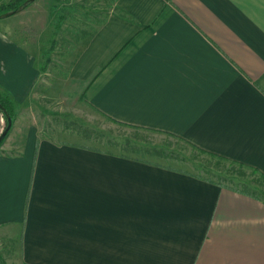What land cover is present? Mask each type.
<instances>
[{
	"label": "crops",
	"instance_id": "0c3cea01",
	"mask_svg": "<svg viewBox=\"0 0 264 264\" xmlns=\"http://www.w3.org/2000/svg\"><path fill=\"white\" fill-rule=\"evenodd\" d=\"M109 2L50 68L55 79L11 57L18 48L0 33L3 86L45 78L61 95L75 83L78 101L114 121L264 175V0ZM9 97L20 106L0 146V230L21 263L264 264V196L162 160L43 136L23 97ZM2 123L0 112V131Z\"/></svg>",
	"mask_w": 264,
	"mask_h": 264
},
{
	"label": "rangeland",
	"instance_id": "374dc122",
	"mask_svg": "<svg viewBox=\"0 0 264 264\" xmlns=\"http://www.w3.org/2000/svg\"><path fill=\"white\" fill-rule=\"evenodd\" d=\"M8 1L1 0L0 5L5 2L6 6ZM107 2L110 7L109 0H33L21 11L0 18V33L18 48L11 57L16 61L23 57L35 69L38 63L47 68L45 78L55 79L59 76L50 68L60 64L67 46L96 24L103 11L108 10L105 9ZM45 78L40 79L37 87L35 83L32 87L14 90L5 88L4 81L0 82L2 92L23 97L22 102L29 104L41 135L162 160L264 196V177L252 167L201 151L174 135L114 121L95 110L83 95L77 100L80 86L70 83L59 95L58 82H54L51 89L46 86L48 92L45 91ZM27 88L30 95L25 92ZM39 94L41 99L37 97ZM10 99L14 105L20 106L14 97ZM19 255L15 239L7 240L6 233L0 230L2 264H23Z\"/></svg>",
	"mask_w": 264,
	"mask_h": 264
},
{
	"label": "trees",
	"instance_id": "16d2710c",
	"mask_svg": "<svg viewBox=\"0 0 264 264\" xmlns=\"http://www.w3.org/2000/svg\"><path fill=\"white\" fill-rule=\"evenodd\" d=\"M29 3L30 2H27V0H10V1H8V3L5 6V2H4L0 5V14L5 13V12H9V11H14V13H12V14H15L16 12H19L22 9H24ZM0 104L3 108V109L0 108V112H1L2 117L4 119L3 130L7 126V115L11 118V121H12L10 127L7 129L6 133L4 134V136L2 137V139L0 141V146H1L2 143L4 142V140L6 139V137L8 136L10 130L12 129L13 121H14V118L16 115V110H15V106H14L13 102L11 101V99L9 98V96L6 93H0ZM217 157L222 158V159H226L222 156H217ZM262 176L264 177V175H262ZM0 264H2V260H0Z\"/></svg>",
	"mask_w": 264,
	"mask_h": 264
},
{
	"label": "water",
	"instance_id": "95a60500",
	"mask_svg": "<svg viewBox=\"0 0 264 264\" xmlns=\"http://www.w3.org/2000/svg\"><path fill=\"white\" fill-rule=\"evenodd\" d=\"M31 1H33V0H27V2H31ZM12 13H14V11H9V12L2 13V14H0V18H3V17L8 16V15H11ZM0 108H2L1 104H0ZM11 123H12L11 118L7 115V126L0 133V141H1L2 137L4 136V134L6 133L7 129L10 127Z\"/></svg>",
	"mask_w": 264,
	"mask_h": 264
}]
</instances>
